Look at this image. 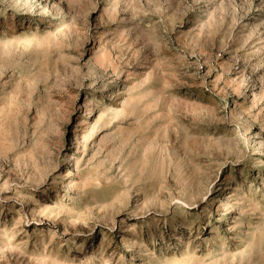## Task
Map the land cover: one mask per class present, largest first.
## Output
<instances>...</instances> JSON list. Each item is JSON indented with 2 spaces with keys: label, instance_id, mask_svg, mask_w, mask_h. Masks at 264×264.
Masks as SVG:
<instances>
[{
  "label": "rangeland",
  "instance_id": "obj_1",
  "mask_svg": "<svg viewBox=\"0 0 264 264\" xmlns=\"http://www.w3.org/2000/svg\"><path fill=\"white\" fill-rule=\"evenodd\" d=\"M0 264H264V0H0Z\"/></svg>",
  "mask_w": 264,
  "mask_h": 264
}]
</instances>
